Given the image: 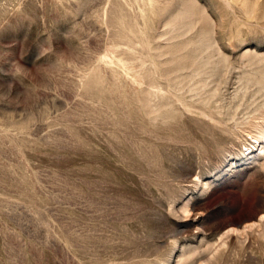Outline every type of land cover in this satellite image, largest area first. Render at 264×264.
Returning <instances> with one entry per match:
<instances>
[{"label": "rangeland", "instance_id": "rangeland-1", "mask_svg": "<svg viewBox=\"0 0 264 264\" xmlns=\"http://www.w3.org/2000/svg\"><path fill=\"white\" fill-rule=\"evenodd\" d=\"M0 264H264V0H0Z\"/></svg>", "mask_w": 264, "mask_h": 264}]
</instances>
